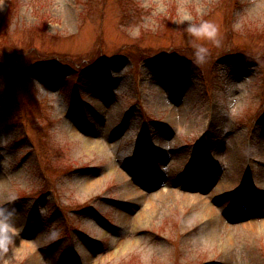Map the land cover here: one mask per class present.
<instances>
[{
  "label": "rangeland",
  "instance_id": "1",
  "mask_svg": "<svg viewBox=\"0 0 264 264\" xmlns=\"http://www.w3.org/2000/svg\"><path fill=\"white\" fill-rule=\"evenodd\" d=\"M29 49L60 69L0 63V264H264V0H0V50Z\"/></svg>",
  "mask_w": 264,
  "mask_h": 264
},
{
  "label": "clouds",
  "instance_id": "2",
  "mask_svg": "<svg viewBox=\"0 0 264 264\" xmlns=\"http://www.w3.org/2000/svg\"><path fill=\"white\" fill-rule=\"evenodd\" d=\"M180 12L185 20L191 19V13L183 6ZM186 31L189 35V44L191 46V56L193 63L204 64L211 56V49L207 43L210 41L217 47L222 45L219 38L220 27L211 19H203L200 22H192L186 25ZM15 210L8 206H0V258L6 257L11 251L15 242Z\"/></svg>",
  "mask_w": 264,
  "mask_h": 264
},
{
  "label": "trees",
  "instance_id": "3",
  "mask_svg": "<svg viewBox=\"0 0 264 264\" xmlns=\"http://www.w3.org/2000/svg\"><path fill=\"white\" fill-rule=\"evenodd\" d=\"M10 8L11 7H9V9ZM189 49L192 51L191 46L190 47L180 46L179 51L181 54L187 56L188 58L189 57L192 58V56L189 55L190 53L188 52ZM229 50L232 51L233 49H229ZM17 57L22 58L24 61L25 60L28 61L31 64V66H42L47 69H58V66L60 65L59 60L53 57L52 55L41 54L36 52L34 49H29L26 51V53H21L19 55H15L12 51L0 50V63L4 67L9 68L8 65V63H10L9 61ZM96 61L98 60L89 61V62L86 61L73 62L71 67H74L75 65L80 63V67L79 69H76V71H83L84 69H86V67H91L92 65H94ZM9 73L12 76V78L16 77V74L13 70H11Z\"/></svg>",
  "mask_w": 264,
  "mask_h": 264
},
{
  "label": "bare ground",
  "instance_id": "4",
  "mask_svg": "<svg viewBox=\"0 0 264 264\" xmlns=\"http://www.w3.org/2000/svg\"><path fill=\"white\" fill-rule=\"evenodd\" d=\"M142 188H140L139 186H137V184H132V186L129 189V195L133 196L134 198L137 199V203H140L146 207H149L150 205H152L153 203H155V201L151 200V199H146L144 193H142ZM214 193L219 191V188L217 187V185H215V188H213L212 190ZM144 192V191H143ZM198 194V193H197ZM197 194L191 191H187V193L184 196V199L186 202L189 203H193L195 201H199L200 196H197ZM264 225V222L261 224ZM258 224L256 223H252V222H248V223H244L242 224L241 229L247 230V231H252L254 230V227H257Z\"/></svg>",
  "mask_w": 264,
  "mask_h": 264
}]
</instances>
